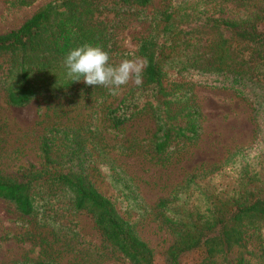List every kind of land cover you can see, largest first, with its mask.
I'll use <instances>...</instances> for the list:
<instances>
[{"label":"rangeland","instance_id":"374dc122","mask_svg":"<svg viewBox=\"0 0 264 264\" xmlns=\"http://www.w3.org/2000/svg\"><path fill=\"white\" fill-rule=\"evenodd\" d=\"M53 1L0 0V34L18 28ZM182 1L194 0H150L145 6L101 0L87 12L86 23L106 32L109 63L118 65L126 58L144 63L137 47L150 33L151 19ZM16 68L10 53L0 54V178L32 182L34 208L23 214L12 201L0 198V264H130L106 240L90 212L74 209L70 191L55 180L58 173L80 176L109 198L152 249L153 264L167 263L166 252L177 233L196 232L173 221L198 226L207 210L223 214L240 199L264 198V98L256 101L252 95L203 83L185 85L187 97L164 104L162 115L177 116L182 123L184 108L196 109L197 133L189 138L172 134L158 153L153 147L158 103L145 101L151 98L141 84L130 82L113 95L103 86L67 81L62 64L34 67L31 82L43 87L15 106L7 88L17 80ZM133 99L145 105L114 126L108 111ZM43 144L49 146L50 163ZM163 199L174 212L172 222L157 207ZM244 234L249 249L244 264H264L260 239L252 230ZM205 256V247L199 246L181 253L178 261L198 264Z\"/></svg>","mask_w":264,"mask_h":264},{"label":"trees","instance_id":"16d2710c","mask_svg":"<svg viewBox=\"0 0 264 264\" xmlns=\"http://www.w3.org/2000/svg\"><path fill=\"white\" fill-rule=\"evenodd\" d=\"M101 0H55L45 4L18 28L0 34V54L10 53L17 68V80L7 88L12 105L27 103L43 84L31 82L32 68L64 65L70 50L90 44L108 52L106 32L86 23L87 12ZM123 5L145 6L150 0H114ZM264 0H194L169 5L150 21V33L141 39L137 53L144 60L142 83L151 99L157 101L154 114L157 129L153 136L155 152H162L172 134L192 137L197 133V111L186 107L182 123L177 116L162 115L163 106L188 95L185 85L203 83L236 90L258 101L264 98ZM67 81H72L70 78ZM171 86V89L168 88ZM139 89V88H138ZM170 89V90H168ZM145 92L142 96L144 99ZM252 95V96H251ZM127 102V103H126ZM122 101L108 111L118 126L145 104ZM135 105V106H133ZM164 115L167 120L164 121ZM48 145L43 144L45 162L50 163ZM56 182L72 195V206L91 213L106 240L130 264H153V251L135 232L132 224L116 210L112 201L80 176L58 173ZM32 182L0 178V198L12 201L23 214L33 211ZM168 201L157 207L172 222ZM201 215L204 222L173 221L186 229L177 233L166 252V264H179L184 251L204 246L206 256L198 264H244L249 253L245 232L252 230L264 248V198L240 199L226 213ZM174 214V212H173ZM15 264H60L54 261H20Z\"/></svg>","mask_w":264,"mask_h":264},{"label":"clouds","instance_id":"9594fccd","mask_svg":"<svg viewBox=\"0 0 264 264\" xmlns=\"http://www.w3.org/2000/svg\"><path fill=\"white\" fill-rule=\"evenodd\" d=\"M109 61L110 55L102 47L84 44L69 51L64 66L72 82L83 80L86 85L103 86L113 95L130 82L137 86L142 83L143 62L126 58L113 65Z\"/></svg>","mask_w":264,"mask_h":264}]
</instances>
